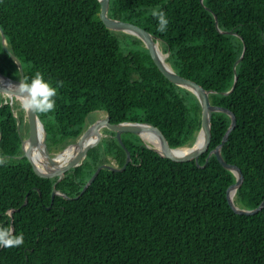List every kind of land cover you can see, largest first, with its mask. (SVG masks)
<instances>
[{"label":"trees","instance_id":"obj_1","mask_svg":"<svg viewBox=\"0 0 264 264\" xmlns=\"http://www.w3.org/2000/svg\"><path fill=\"white\" fill-rule=\"evenodd\" d=\"M153 9L164 10L167 31L156 30ZM98 14L97 0H0V27L24 78L40 71L53 85L63 82L55 110L37 113L49 152L75 142L97 112L112 124L149 123L169 148L192 146L201 123L196 97L162 76L140 40L108 31ZM108 16L159 38L173 71L214 91L210 103L234 114L221 155L243 175L234 203L256 208L264 199V0H109ZM0 74L19 78L1 37ZM235 76L234 90L222 94ZM229 124L227 115L212 114L198 165L161 158L123 134L130 163L101 170L81 193L109 159L124 165L114 133L105 130L113 137L101 138L59 182L40 178L19 158L16 120L0 95V225L24 237L18 247H0V264H264V208L235 214L226 200L233 174L214 156L206 160ZM54 184L70 199L55 195L50 206Z\"/></svg>","mask_w":264,"mask_h":264},{"label":"water","instance_id":"obj_2","mask_svg":"<svg viewBox=\"0 0 264 264\" xmlns=\"http://www.w3.org/2000/svg\"><path fill=\"white\" fill-rule=\"evenodd\" d=\"M97 1L99 3V14H98L99 20L102 22V24L105 26V28L108 31L124 33L127 35H131L133 37H136L138 40L141 41L144 48L148 50L154 65L160 71L162 76L166 78L170 83L184 90L189 91L196 97L200 105V108H201V123H200V129L196 136V139L194 143L192 144V146L190 147L184 146V147L172 149L167 146L163 135L153 125L149 123H129V122L112 124L110 123V120L107 114H105L104 112H99V113H104L105 118H102L101 120H95L94 122H92L88 127H85L84 131L77 138V140H75V142L69 144L66 148H64L56 156H51V153L49 152L47 145H46V139H47L46 132H45L42 122L37 116V113L24 109L25 119L28 125V137L26 139H23L20 134V120L12 109L13 116L15 117V120H16V129H17L20 141H21L22 155L19 158H26L28 160L32 168V171L34 172L36 176L40 178H44V179H55L56 178L57 179L56 183H57L63 178V176L69 170L80 167L83 164L84 160L87 157L88 152L92 148L96 147L100 139L103 137V134H102L103 130H108L109 132L114 133L116 140L121 145V147L124 149L125 154H126L124 165L121 168H117L115 166H111L108 164L100 165L95 170L91 178L84 185V187L82 188L81 193H83L91 185V183L97 177V175L99 174L101 170L107 169L112 172H120V171H123L126 168V166L130 163L131 161L130 152L124 147L122 140H121V136L127 133L137 136L147 149L155 152L161 158L178 161V162L194 161L195 164L198 165L199 158L204 153H206L208 146H209V141H210L209 134H210L212 114L213 113H223L229 117L230 124L228 128L226 129L221 139L220 144L214 150L208 153L206 160L210 158L211 156H214L223 169L233 174L235 178V182L227 188L226 200H227V204L229 208L235 214L251 216V215H255L258 212H260L264 208V199L260 202V204L256 208L252 210L241 209L234 203L236 191L241 187L243 183V175H242L241 170L237 166L226 163L221 155V148L226 143L228 135L235 128V125H236V119H235L234 114L226 108L213 106L210 103L209 95L214 94L215 93L214 91L205 90L198 84L180 77L173 71L170 65L166 62L168 53L164 54L165 59H163L157 50V43H161L159 38L154 37L149 32H147L146 30L138 26L109 18L108 16L109 0H97ZM202 1L203 0H200L201 3ZM214 22H215V27L218 30V32L222 33L218 29L216 16H214ZM224 33L237 36L236 34L232 32H224ZM0 37H1V44H2L4 51L11 58V60L15 63L18 69V72H19V78L17 80L10 79L0 74V78L3 79L2 84H0V95L4 98H7L9 105L12 107V99L9 95L12 94L13 92H18V90L14 86L19 84L20 79H24V74H23L20 61L7 48L5 35L1 27H0ZM242 56L243 54L234 63L233 65L234 72H235V68L237 64L242 59ZM235 81H236V76H235L234 83L232 87L230 88V90L222 94L224 95L230 94L234 90ZM5 95L8 97H5ZM39 131L42 134V137L40 139H39V134H38ZM144 133H150L155 137L157 141L156 148H153L149 146L147 143H145V140L142 137V134ZM91 136L94 139L90 143L84 145L83 144L84 141ZM199 140L200 142L198 144ZM71 147L78 148V152L75 155V157L69 160L66 164H64L61 167L56 166L55 164L56 157L59 155H62L64 152H66ZM193 148L195 149L186 155H176L173 153L174 151L179 150V149L189 150ZM34 151H36L41 156L43 169L37 166V163L35 162V158H34V153H33ZM230 192H234V195L231 196ZM55 195L64 197L68 200L70 199L64 193L57 191L55 189V184H54V189L51 194L50 206L53 203V198L55 197ZM26 203H27V200L25 199L23 206H25ZM47 209H49V207ZM13 213H14V210L8 211V215L11 217V222H12ZM11 229H12V226H11Z\"/></svg>","mask_w":264,"mask_h":264},{"label":"clouds","instance_id":"obj_3","mask_svg":"<svg viewBox=\"0 0 264 264\" xmlns=\"http://www.w3.org/2000/svg\"><path fill=\"white\" fill-rule=\"evenodd\" d=\"M152 16L156 18V30L158 32L167 31L169 19L163 9H153ZM63 84L57 81L53 85L40 71L34 72L30 77L20 79L18 85L14 86L20 94L24 96L25 102L22 105L34 113L48 114L56 108L57 90ZM6 162L5 158L0 156V165ZM24 242L22 234H14L10 226L0 225V247H18Z\"/></svg>","mask_w":264,"mask_h":264},{"label":"bare ground","instance_id":"obj_4","mask_svg":"<svg viewBox=\"0 0 264 264\" xmlns=\"http://www.w3.org/2000/svg\"><path fill=\"white\" fill-rule=\"evenodd\" d=\"M157 50L158 52L160 53L161 57L163 59H165V55L164 53L162 52L161 48H160V43H157ZM3 82V79L0 78V84H2ZM14 94H10L9 96L11 97L12 101L14 99L18 100L19 102H21V104L23 105L24 102H25V99H24V96L22 94H20L19 92H13ZM5 97H8L5 95ZM102 118L98 119V120H101ZM91 124V123H90ZM39 134V139L42 137V134L41 132L39 131L38 132ZM142 137L143 139L145 140V143H147L149 146L153 147V148H156L157 147V141L155 139V137L150 134V133H144L142 134ZM94 138L91 136L89 138H87L85 141H84V145L90 143ZM200 140L198 141V144H199ZM195 148L193 149H179V150H176L174 151L173 153L176 154V155H186V154H189L190 152H192V150H194ZM78 152V148L77 147H71L69 148L66 152H64L62 155H59L56 157L55 159V164L56 166H63L64 164H66L69 160L73 159L75 157V155L77 154ZM34 158H35V162L37 163V166L41 169H43L42 167V160H41V156L36 152L34 151ZM231 196L234 195V192H230Z\"/></svg>","mask_w":264,"mask_h":264},{"label":"rangeland","instance_id":"obj_5","mask_svg":"<svg viewBox=\"0 0 264 264\" xmlns=\"http://www.w3.org/2000/svg\"><path fill=\"white\" fill-rule=\"evenodd\" d=\"M160 48L162 50L161 43H160ZM4 99H7V98H4ZM12 109L16 113L17 116L19 115V113H22V115H23V122H22V126H21V136H22L23 139H26L28 137V125H27V122H26V119H25V110L22 107L21 102H19L18 100L14 99L12 101ZM100 118H105V114L104 113H99V112L98 113L91 114L86 119V127H88L90 125V123H92L95 120H98ZM104 131L105 130L102 131L103 134L105 133ZM58 153H60V152H56L55 151V152H53L51 154V156H56ZM108 165H111V166H115L116 167L115 162L113 160H111V159H109Z\"/></svg>","mask_w":264,"mask_h":264},{"label":"flooded vegetation","instance_id":"obj_6","mask_svg":"<svg viewBox=\"0 0 264 264\" xmlns=\"http://www.w3.org/2000/svg\"><path fill=\"white\" fill-rule=\"evenodd\" d=\"M103 134V133H102ZM114 136V135H113ZM112 135L108 134V133H104L102 138H106V137H113ZM115 137V136H114Z\"/></svg>","mask_w":264,"mask_h":264}]
</instances>
